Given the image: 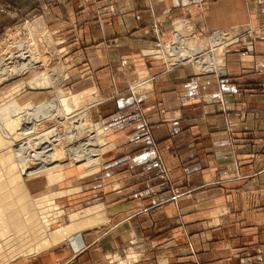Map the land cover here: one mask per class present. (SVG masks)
Returning <instances> with one entry per match:
<instances>
[{
	"label": "crops",
	"instance_id": "1",
	"mask_svg": "<svg viewBox=\"0 0 264 264\" xmlns=\"http://www.w3.org/2000/svg\"><path fill=\"white\" fill-rule=\"evenodd\" d=\"M4 1L22 6L21 0ZM192 1L100 0L93 29L80 34L91 38L93 45L84 51L79 69L93 71L91 65L93 84L108 97L98 112L112 134L106 178L101 177L111 187L98 189L100 204L110 208L111 222L105 235L91 239L79 233L67 239L64 264L84 261L88 253L107 247L104 237L128 226L124 215L128 220L147 213L160 216V231H171L158 234V241L183 242L186 236L193 250L191 256L160 264H264V0H204L202 13ZM109 2L111 12L105 7ZM174 17L188 18L197 33L250 26L260 36L253 41L242 37L237 53L226 56L222 77L194 75L185 68L166 71L161 62L149 63L138 53L156 42L128 33L137 26L143 32L149 22L159 21L164 41ZM5 18L0 17V23ZM146 62L157 79L140 97L141 118L134 113L136 100L121 92L128 80L116 72L126 67L135 71ZM220 90L225 107L198 101L200 95ZM247 108L256 110L254 115ZM234 109H245L244 121L237 119ZM146 119L173 182L181 189L191 188L189 197L170 199L144 133ZM171 218L178 222L167 225ZM139 221L142 229L151 228L146 216ZM117 242L112 238L110 245ZM38 261L44 264L41 258Z\"/></svg>",
	"mask_w": 264,
	"mask_h": 264
},
{
	"label": "rangeland",
	"instance_id": "2",
	"mask_svg": "<svg viewBox=\"0 0 264 264\" xmlns=\"http://www.w3.org/2000/svg\"><path fill=\"white\" fill-rule=\"evenodd\" d=\"M21 1L22 6L16 7L12 3H9V1L0 0V17H6L5 21L2 22L1 20L0 23V56H3L2 58L0 57V62L8 66L11 64L16 68V62L12 58H8V56L16 52V45L23 40V42L26 40L32 42L37 58L36 67L25 71L23 70L21 74H15L16 76L14 74L11 76H1L0 74V125L2 124L0 129L2 128V130L6 131V133H1L0 131V139L2 138V143H0V264H16L18 262L22 264H40L38 258H41L44 264H64L63 262L66 259L64 245L67 239L76 237L79 233L88 235L87 237L91 239L100 233L105 235L110 228L111 222V217L109 215L110 208L109 206L104 207L100 204L102 200L99 197L98 189V187H104V189H109L111 187L110 183H104L103 179L101 181V177H104V179L106 178V165L109 163L106 162V159L113 147L111 140L112 134L108 125L102 122L101 114L98 112L100 105L108 97L107 95H103L102 97L98 88L93 84L94 68H92L91 65L90 69H93V71L84 72V70L82 71L79 69L82 64L80 63L81 57H86L84 51L91 48L93 45V40L91 38L88 36L83 37L80 34L84 30L89 31L93 29L94 16L97 12V5L100 0ZM203 2L204 0H194L191 5L194 7L197 6L198 10L202 13L205 9ZM105 7L110 12L113 11L110 2L107 3ZM34 20H43L42 23L40 22L41 25L38 28L39 30H30L28 27L30 25L29 23ZM26 23H28V25ZM177 24H182L186 27L182 31V34L185 35L178 33L176 30ZM167 25L169 37L164 41L161 39L163 31L162 23L159 21L149 22L144 27L143 32L140 31L141 28L137 26L135 27V31L129 32L128 35H133L137 32L138 35L141 34L139 36L141 38L138 37V40H141L143 36L151 42H156L152 47L148 46V48H141V51L138 52L141 58L150 61L149 63L161 62L165 66L166 71L185 68L189 73L194 75H196L195 72H197V75L215 74L217 77L226 75L224 64L226 56L231 53H237L236 50L238 51V45L243 39L242 37H247L246 39L253 41L260 36V34L250 26L241 30H238V27V29L221 28V30L213 29L205 31V33H197L186 17L185 19L174 17ZM40 28L45 31H41ZM231 34L234 35L230 37ZM244 34L246 35L244 36ZM223 37L225 39H223ZM198 46L202 47V55L209 53L214 57L221 58L222 61L224 60L222 67L216 66L217 69L202 70L194 66L193 60L186 61L183 60V58L177 60L186 50ZM169 48H172V51L174 50V54H167L166 56L165 53H167L166 51ZM149 63L146 62L145 67L135 71L126 67L124 70L116 72V76L128 80L124 86L121 87V92L129 93V95H132L134 98V101H137L136 103L134 102L136 104L134 113L138 114L141 118L143 117V106L140 97L148 94L152 90L153 82L157 79V75L152 74L146 67ZM126 66H129V63L126 64ZM53 70L56 73L57 79L50 84L51 87L46 84L48 87L44 85L42 87L33 88L29 87L27 84L30 78L36 77V74L38 76L44 72L51 73ZM84 79L87 81L79 84L80 81ZM111 82L113 84L112 80ZM51 98H53V102L58 103V100L64 98V103L66 105L69 104V101L74 104L71 110H74L73 113L75 112V114L68 120H62L61 124L57 127V130L62 134L64 131L68 130V128L71 130L70 134L73 136L72 143L69 145L67 141L66 143L62 142L65 147H75L80 142L84 141L88 135L92 134L90 130L94 127H97L99 130L97 139H101L99 144L102 146L100 147V152L96 155L98 157V163L94 165V167H89L87 170H85L82 165L83 160L75 161L65 155V158L61 159V165L55 166L49 170L52 173L55 172V175L59 178L55 176V181L49 182L41 172L29 176L21 174V162L16 159L12 149L13 146H9V142L13 140L12 138H15V140H13L15 144L21 139L26 140L31 138V136L37 138L36 135L43 133L42 130L54 127V120L52 118L39 120L38 125L33 129L31 128L32 130L29 134H16V131H20L16 129L19 126L17 122L18 125L16 123L13 124L12 129H10L11 127L8 128V126L10 120L14 119V117H10L13 113L11 107L13 102H16V104L18 103L17 105L20 107H25L27 104L36 107L40 106L42 103L46 105V101H52ZM198 101L204 105L221 104L225 107L224 95L221 90L215 93L200 95ZM86 110H90L89 113ZM242 110L244 111L245 109ZM242 110H233L237 113V119L239 121L245 120V113ZM59 111H61V107ZM255 111L254 109L247 108L248 114L254 115ZM61 114L62 112H60L59 117L63 118L64 115ZM54 118L56 122L57 117ZM79 119L83 120L82 123L84 126L81 128L83 129L81 132L75 128ZM84 119L86 121H84ZM253 119L254 118H247L246 120L250 123L253 122ZM152 120H160V118H152ZM143 122L145 126L147 125L144 133L149 137L151 150L157 157V172L162 175V181L167 191L170 192V199L189 197L192 189H181L179 185L173 182L171 173L164 164L159 149L151 136V130L148 127L147 119ZM7 135H9L8 139L6 138ZM125 149L126 148H124V151ZM4 160H6V162ZM28 162H30V165L34 164L32 160ZM11 171L12 174L10 173ZM59 173L62 174L58 175ZM52 196L54 197L50 198ZM44 198L45 201H42ZM45 202L47 205H45ZM50 203H54L52 205L53 209ZM93 206H100L99 212L103 214L101 223L88 229L72 232L55 244L52 243L47 245L43 243L44 237L46 236H44V230L42 229V225L45 222L44 220L49 223L45 231L48 233L67 224L70 221V214L83 211L85 208H92ZM90 216L92 215H87L85 217ZM142 216H146V219L151 223L150 229L144 230L140 227L141 222L139 219ZM137 217L138 215L133 218H128L127 220L126 215H124V221H127L126 225L128 226L121 227L117 231V234H115V232L113 234H107L102 240L104 244H107V247H103L102 251L99 253H88L86 260L81 262L76 260V262L72 264H160L161 261L164 263L166 259L169 261L174 257H188L192 255L193 250L190 247V240H186V236H183V242L175 241L174 238L167 239L166 241L157 240L158 234L162 235L171 232L167 229L159 230L163 226L158 225L160 216L157 213H147L141 215L139 218ZM176 222L178 221L171 218L170 221L168 220L167 225H173ZM114 234L117 237L118 244L110 245L112 238L113 240L116 238ZM51 259L53 261H51Z\"/></svg>",
	"mask_w": 264,
	"mask_h": 264
},
{
	"label": "bare ground",
	"instance_id": "3",
	"mask_svg": "<svg viewBox=\"0 0 264 264\" xmlns=\"http://www.w3.org/2000/svg\"><path fill=\"white\" fill-rule=\"evenodd\" d=\"M37 19V18H36ZM41 20V19H40ZM43 21V20H42ZM42 21L39 20H34L31 21L29 24V28L30 30L33 29H38L39 26L41 25ZM41 22V23H40ZM44 23V22H43ZM175 23V22H174ZM173 23V25H174ZM28 25V23H26ZM176 30L178 31V33H180L181 35H185L182 34V31L186 28L184 25L182 24H177L176 25ZM187 26V25H186ZM43 28V27H42ZM243 28V27H242ZM44 29V28H43ZM42 29V30H43ZM238 29V28H237ZM39 30V29H38ZM41 30V28H40ZM41 30V31H42ZM221 30V29H220ZM238 30H241V28L239 27ZM45 31V30H43ZM39 32V31H38ZM44 33V32H43ZM43 33H41L42 35H44ZM211 33V32H210ZM235 33V32H234ZM237 33V32H236ZM243 33V32H242ZM33 34V33H32ZM40 34V35H41ZM46 35V34H45ZM211 35V34H210ZM224 35V34H223ZM227 35V34H226ZM230 35V34H229ZM234 34H231L230 37H232ZM238 35V33H237ZM225 36V35H224ZM41 37V36H40ZM39 37V38H40ZM222 37V36H221ZM226 37V36H225ZM236 38V37H235ZM214 39V38H213ZM222 39V38H221ZM223 39H225L223 37ZM222 39V40H223ZM231 39V38H230ZM238 39V38H237ZM20 40V39H19ZM17 40V41H19ZM22 40V39H21ZM42 40V39H41ZM24 41V40H23ZM19 42L16 45V52L14 54H9L8 58H12L15 62H16V68L13 67V65L10 64V66H8L7 64L0 62V74L1 76L3 75H7V76H11L12 74H18L21 72H23V70H28L31 69L33 67H36V56H35V48L32 45V42L29 41H25V42ZM221 41V40H220ZM227 41V40H226ZM223 42V41H222ZM225 42V41H224ZM233 42V41H232ZM235 42V41H234ZM226 43V42H225ZM200 44V43H199ZM219 44V43H218ZM177 45V44H176ZM179 45V44H178ZM15 46V45H14ZM13 46V47H14ZM166 46V45H165ZM219 46V45H218ZM41 47V46H40ZM177 48V47H176ZM227 48V47H226ZM49 49V48H48ZM163 49V48H162ZM171 51V52H170ZM174 51V50H173ZM172 51V48L167 49V53H165V55H173L174 52ZM170 52V53H169ZM49 53V52H48ZM158 53V51H157ZM202 52V47L198 46L195 48H191L186 50V52H184L180 58L178 57L177 60L182 59L183 60H193L194 62V66H196L199 69H213L216 68V66H220L222 67L223 65V61L221 60V58H217L212 56L209 53H205V54H201ZM6 54V53H4ZM37 55V54H36ZM6 56V55H5ZM176 56V54H175ZM1 57V56H0ZM3 57V56H2ZM1 57V58H2ZM47 57V56H46ZM169 57V56H168ZM171 57V56H170ZM7 59V58H5ZM4 59V60H5ZM224 59V58H223ZM2 60V61H4ZM12 60V62H13ZM40 61V60H39ZM11 62V61H10ZM168 62V61H166ZM179 62V61H177ZM184 64V63H183ZM38 65V64H37ZM193 65V63H192ZM39 66V65H38ZM173 66V65H172ZM45 67V66H44ZM193 67V66H192ZM12 70V71H11ZM13 72V73H11ZM43 72V71H42ZM50 72V71H49ZM41 73V72H40ZM197 74V72H195ZM16 76V75H15ZM2 78V77H1ZM13 78V77H12ZM66 78V77H65ZM3 79V78H2ZM8 79V78H7ZM57 79L56 77V73L53 70L51 73H43L34 78H30V80L28 81V85L29 87H42L44 85H49L52 84L53 82H55V80ZM62 79V78H61ZM1 81V79H0ZM26 84V85H27ZM46 85V87H48ZM62 86V85H61ZM54 87V86H53ZM88 90V89H87ZM59 91V90H58ZM89 91V90H88ZM86 91V92H88ZM91 91V90H90ZM94 91V90H93ZM133 91V90H132ZM135 93V92H134ZM63 94V93H62ZM84 94V93H83ZM88 94V93H87ZM86 94V95H87ZM78 95V94H77ZM93 95V94H91ZM81 96V95H80ZM55 97V96H54ZM94 97V96H93ZM52 101H46L47 104L45 105L44 103H42L40 106H36V107H32L31 104H27L25 107H20L16 104V102H13V104H11L12 107V115H10V117H14V119L10 120V124L8 126L11 127L10 129H12L13 124H15L16 122L19 123V126L16 128L17 130L20 131H16V134H29V132L38 125V121L41 119H45V118H52L54 120V127L46 129V130H42L43 133H40L37 136V138L32 137L28 138L26 140H21L18 141L16 144L13 143V140H15V138H12L13 140L11 142H9V146H13V151H14V155L16 157L17 160H19L21 162L20 166H21V174L24 175H32L35 173H43L46 177V179L49 182L55 181L54 177L55 172H51L49 171L51 168L61 165V159L65 158L64 156L66 155L68 158L73 159L75 161H81L83 160V167L85 168V170L89 169V167L91 168L92 166L94 167V165H96L98 163V157L96 156L99 152H100V147L102 145H100V140L97 139L99 130L97 127H94L92 130H90V132L92 134L88 135L87 138L80 142L78 145H76L75 147H65L64 143L66 141L69 143H72V139L73 136L70 134V128H68V130H66V128L64 127V129L66 131H64V133H60L57 130V127L61 124L62 120L66 119L68 120L69 118H71L75 112L73 113L74 110H71V108H73L74 104H72L71 101H69L68 105H66L64 103V98H61L60 100H58L57 102H53V98H51ZM72 99V98H71ZM83 99V98H82ZM70 100V99H69ZM219 100V99H218ZM203 101V100H202ZM137 102V101H136ZM219 102V101H218ZM93 103V101H92ZM97 103V102H96ZM26 104V103H25ZM95 104V103H94ZM63 106V107H62ZM85 106V105H84ZM92 106V105H91ZM3 107V106H2ZM7 107V105H6ZM61 107V111H59ZM90 107V105H89ZM2 109V108H1ZM69 110V111H68ZM83 110V109H82ZM6 111V109H5ZM81 111V110H80ZM87 111V110H86ZM90 111V110H89ZM89 111H87L89 113ZM60 112H62L61 115H64L63 118H60ZM79 112V111H78ZM82 112V111H81ZM87 113V114H88ZM77 114V113H76ZM84 114V112H83ZM85 114V115H87ZM58 115V116H55ZM80 115V114H79ZM78 115V116H79ZM57 117V120L55 122V118ZM77 117V116H76ZM89 117V116H87ZM78 118V117H77ZM80 118V116H79ZM86 118V117H85ZM11 119V118H10ZM73 119V118H72ZM50 120V119H49ZM83 120L79 119L78 124L75 126V128L77 130H79V132H81L84 126L82 123ZM84 121H86L84 119ZM3 122V121H2ZM6 122V121H5ZM16 123V124H17ZM42 123V122H41ZM75 123V122H74ZM99 123V122H98ZM4 124V123H3ZM44 124V123H43ZM51 124V123H50ZM2 125V124H1ZM0 125V126H1ZM11 125V126H10ZM18 125V124H17ZM29 125V126H28ZM97 125V124H96ZM95 125V126H96ZM91 127V126H90ZM7 128V129H8ZM32 128V129H31ZM5 129V128H4ZM89 129V128H88ZM40 130V129H38ZM1 133L4 132L6 133V131L2 130V128L0 129ZM89 131V130H88ZM10 132V131H9ZM12 132V131H11ZM39 132V131H38ZM78 132V133H79ZM108 133V132H107ZM8 134V133H7ZM37 134V133H36ZM5 135V134H4ZM7 135V139H8ZM17 136V135H16ZM34 136V135H33ZM10 138V137H9ZM2 139V138H1ZM0 139V143H2ZM10 140V139H9ZM8 140V141H9ZM106 141V140H105ZM107 143V142H106ZM110 143V142H108ZM74 144V143H73ZM104 145V144H103ZM15 146V147H14ZM110 146V145H109ZM105 147V146H104ZM108 147V146H107ZM106 148V147H105ZM110 149V148H108ZM105 150V149H104ZM103 150V151H104ZM105 152V151H104ZM7 160V159H6ZM6 160H4L6 162ZM34 163L33 165H30L28 161H31ZM102 163V162H101ZM10 168V167H9ZM11 170V169H10ZM9 172V171H8ZM15 172V171H13ZM12 174V171L10 172ZM57 174V173H56ZM62 173H59L58 175H61ZM58 177V176H56ZM59 178V177H58ZM14 179V177H13ZM32 180V179H31ZM47 181V182H48ZM49 184V183H48ZM176 189V188H175ZM21 192V191H20ZM68 192V191H67ZM188 192V191H187ZM52 194V193H51ZM54 196L50 197L53 198ZM45 201V198L42 200ZM41 202V201H40ZM46 203V202H45ZM51 204V208L52 205L54 203H50ZM47 205V203L45 204ZM50 207V205H49ZM53 209V208H52ZM100 206H93L92 208H85L83 211H78V212H74L73 214L69 215V219L70 221L65 224L63 227H59L56 228L50 232H45L47 230V226L49 223H47L46 220H44V224L42 225V229L44 230V241L43 243L45 244H52V243H57L59 240L61 241V239H64L65 236H68L69 234H71L72 232L75 231H79L81 229L84 228H88L92 225H95L96 223L102 221L103 218V214H101V212H99L100 210ZM51 210V209H50ZM53 212V211H52ZM51 212V214H52ZM53 215V214H52ZM87 215H92L90 217H85ZM85 217V218H83ZM52 221V220H51ZM143 255V254H142ZM134 256V255H133ZM144 256V255H143ZM130 258V257H129ZM118 259V258H117ZM116 259V260H117ZM136 259V258H135ZM125 260V259H124ZM120 261V259H119ZM112 263V262H111Z\"/></svg>",
	"mask_w": 264,
	"mask_h": 264
},
{
	"label": "built area",
	"instance_id": "4",
	"mask_svg": "<svg viewBox=\"0 0 264 264\" xmlns=\"http://www.w3.org/2000/svg\"><path fill=\"white\" fill-rule=\"evenodd\" d=\"M199 1H201V0H199Z\"/></svg>",
	"mask_w": 264,
	"mask_h": 264
}]
</instances>
